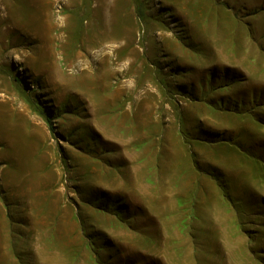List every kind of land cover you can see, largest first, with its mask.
Here are the masks:
<instances>
[{
	"label": "rangeland",
	"instance_id": "rangeland-1",
	"mask_svg": "<svg viewBox=\"0 0 264 264\" xmlns=\"http://www.w3.org/2000/svg\"><path fill=\"white\" fill-rule=\"evenodd\" d=\"M0 264H264V0H0Z\"/></svg>",
	"mask_w": 264,
	"mask_h": 264
},
{
	"label": "trees",
	"instance_id": "trees-1",
	"mask_svg": "<svg viewBox=\"0 0 264 264\" xmlns=\"http://www.w3.org/2000/svg\"><path fill=\"white\" fill-rule=\"evenodd\" d=\"M142 14V18H144V13H141ZM140 17V18H141ZM176 70V69H175ZM211 76V75H210ZM225 80V79H224ZM233 82V81H232ZM234 82H239V79H237L236 80V78L234 79ZM225 84H227V85H231L232 83H225ZM223 104V103H222ZM227 104H229V103H227ZM235 104V103H234ZM225 106V105H224ZM235 107V106H234ZM233 109H231V111H232ZM43 113V116L45 117V120H46V122H47V124L49 125V127H50V130L52 131V132H54V125H53V121H52V119H51V117L49 116V115H47L44 111H42ZM231 141H232V139L231 138H227V137H225L224 136V139L222 140V141H215L216 143L218 142V143H220V144H230L231 143ZM215 142H213V144H215ZM214 180H215V182L216 183H225V180L224 179H221V177H219V176H216L215 178H214Z\"/></svg>",
	"mask_w": 264,
	"mask_h": 264
}]
</instances>
